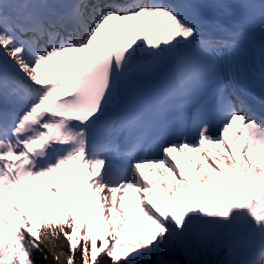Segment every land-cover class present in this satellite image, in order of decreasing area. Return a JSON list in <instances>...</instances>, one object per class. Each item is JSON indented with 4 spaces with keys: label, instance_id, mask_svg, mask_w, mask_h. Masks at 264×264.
I'll return each mask as SVG.
<instances>
[{
    "label": "snow or ice",
    "instance_id": "snow-or-ice-1",
    "mask_svg": "<svg viewBox=\"0 0 264 264\" xmlns=\"http://www.w3.org/2000/svg\"><path fill=\"white\" fill-rule=\"evenodd\" d=\"M228 77L264 105V0H0V264H264V121Z\"/></svg>",
    "mask_w": 264,
    "mask_h": 264
},
{
    "label": "trees",
    "instance_id": "trees-1",
    "mask_svg": "<svg viewBox=\"0 0 264 264\" xmlns=\"http://www.w3.org/2000/svg\"><path fill=\"white\" fill-rule=\"evenodd\" d=\"M57 243L60 242L58 241ZM59 250L60 249H57V251ZM45 255H47V259H45ZM32 258L35 261V264H57L56 260L53 258L51 253H49L47 248L44 249L43 253L40 251H34ZM195 264H222V261L212 255V253H209L207 251H199L197 257L195 258Z\"/></svg>",
    "mask_w": 264,
    "mask_h": 264
},
{
    "label": "rangeland",
    "instance_id": "rangeland-1",
    "mask_svg": "<svg viewBox=\"0 0 264 264\" xmlns=\"http://www.w3.org/2000/svg\"><path fill=\"white\" fill-rule=\"evenodd\" d=\"M205 171H207V169Z\"/></svg>",
    "mask_w": 264,
    "mask_h": 264
}]
</instances>
